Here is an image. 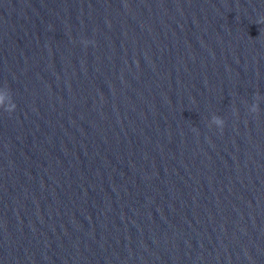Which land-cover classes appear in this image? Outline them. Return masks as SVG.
Listing matches in <instances>:
<instances>
[{"label": "water", "instance_id": "obj_1", "mask_svg": "<svg viewBox=\"0 0 264 264\" xmlns=\"http://www.w3.org/2000/svg\"><path fill=\"white\" fill-rule=\"evenodd\" d=\"M261 18L0 0V264H264Z\"/></svg>", "mask_w": 264, "mask_h": 264}, {"label": "clouds", "instance_id": "obj_2", "mask_svg": "<svg viewBox=\"0 0 264 264\" xmlns=\"http://www.w3.org/2000/svg\"><path fill=\"white\" fill-rule=\"evenodd\" d=\"M257 23H264V18H261L257 21ZM15 108V105L12 108L5 109L6 112L11 113ZM252 113L258 112V104L253 103L249 109ZM212 123L222 132L224 127V120L218 116L213 115L212 117Z\"/></svg>", "mask_w": 264, "mask_h": 264}]
</instances>
